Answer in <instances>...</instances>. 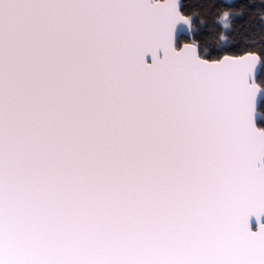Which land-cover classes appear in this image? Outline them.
I'll use <instances>...</instances> for the list:
<instances>
[{
    "label": "snow or ice",
    "instance_id": "6c2138e0",
    "mask_svg": "<svg viewBox=\"0 0 264 264\" xmlns=\"http://www.w3.org/2000/svg\"><path fill=\"white\" fill-rule=\"evenodd\" d=\"M194 2L0 0V264H264V0Z\"/></svg>",
    "mask_w": 264,
    "mask_h": 264
},
{
    "label": "trees",
    "instance_id": "16d2710c",
    "mask_svg": "<svg viewBox=\"0 0 264 264\" xmlns=\"http://www.w3.org/2000/svg\"><path fill=\"white\" fill-rule=\"evenodd\" d=\"M190 3L192 7L195 8H200V5L198 3H195L194 0H190ZM192 7H190V10H192ZM239 7V0H237V8ZM201 13H203V9L200 8ZM247 17V13L245 12L244 17L237 18L235 22L233 23L232 27L229 28H224L223 24L219 22V19H217V28L218 31L216 32H209L208 31V25L211 24V18L207 16H201L200 19L202 23H200L199 27L201 29L200 33H194L193 36L195 35H208L210 43L214 47H227L230 46L233 38L235 37L236 39H243L245 36L249 40H258L259 35L254 34V30H248L246 31L244 28L241 27L243 24L244 19ZM242 34V35H241ZM189 39H185V42H188Z\"/></svg>",
    "mask_w": 264,
    "mask_h": 264
},
{
    "label": "water",
    "instance_id": "95a60500",
    "mask_svg": "<svg viewBox=\"0 0 264 264\" xmlns=\"http://www.w3.org/2000/svg\"><path fill=\"white\" fill-rule=\"evenodd\" d=\"M178 38L182 40L191 38L184 26H180L178 29Z\"/></svg>",
    "mask_w": 264,
    "mask_h": 264
}]
</instances>
